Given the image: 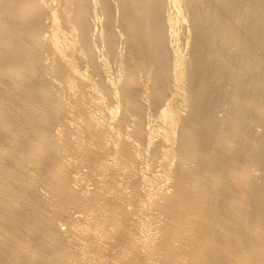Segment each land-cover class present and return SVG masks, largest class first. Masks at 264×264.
I'll list each match as a JSON object with an SVG mask.
<instances>
[{
    "label": "bare ground",
    "instance_id": "1",
    "mask_svg": "<svg viewBox=\"0 0 264 264\" xmlns=\"http://www.w3.org/2000/svg\"><path fill=\"white\" fill-rule=\"evenodd\" d=\"M0 264H264V0H0Z\"/></svg>",
    "mask_w": 264,
    "mask_h": 264
}]
</instances>
